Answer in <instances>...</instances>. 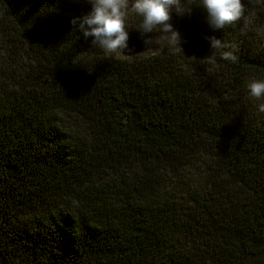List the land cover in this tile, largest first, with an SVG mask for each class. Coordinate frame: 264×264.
I'll return each mask as SVG.
<instances>
[{
  "label": "trees",
  "instance_id": "trees-1",
  "mask_svg": "<svg viewBox=\"0 0 264 264\" xmlns=\"http://www.w3.org/2000/svg\"><path fill=\"white\" fill-rule=\"evenodd\" d=\"M242 2L224 29L173 12L180 47L151 52L163 35L130 16L106 54L71 23L87 0H0V264H264V101L247 88L264 0Z\"/></svg>",
  "mask_w": 264,
  "mask_h": 264
},
{
  "label": "clouds",
  "instance_id": "clouds-1",
  "mask_svg": "<svg viewBox=\"0 0 264 264\" xmlns=\"http://www.w3.org/2000/svg\"><path fill=\"white\" fill-rule=\"evenodd\" d=\"M91 10L79 17H73L71 23L82 32L85 38L92 37V44L99 46L106 54L124 53L128 48L129 17L140 18L136 28L141 35L159 32L172 45L180 47V33L171 24L172 14L190 13L192 6L201 7L212 29H224L245 19V5L242 0H87ZM210 46L215 50L232 48L233 51H222V59L232 63L238 62L235 45H227L215 36L207 37ZM145 44L153 43L152 37L145 39ZM249 95L264 101V79L253 78L247 83ZM264 113V103L258 105Z\"/></svg>",
  "mask_w": 264,
  "mask_h": 264
},
{
  "label": "rangeland",
  "instance_id": "rangeland-1",
  "mask_svg": "<svg viewBox=\"0 0 264 264\" xmlns=\"http://www.w3.org/2000/svg\"><path fill=\"white\" fill-rule=\"evenodd\" d=\"M129 31V30H128ZM134 34H132V36H133ZM149 37H152V39H155V37L154 36H152V35H149ZM138 38H139V40H141L142 38H144L143 36H141V35H138ZM187 38V37H186ZM192 38H194V35L192 36ZM168 41V40H167ZM165 41V39H164V36H162V38H156L155 39V41L151 44V46L149 47H147L145 50H147L146 52H151V51H154V48L155 47H163V46H166V45H168V44H171V42L170 41ZM190 40L189 39H186L185 40V42L187 43V42H189Z\"/></svg>",
  "mask_w": 264,
  "mask_h": 264
}]
</instances>
